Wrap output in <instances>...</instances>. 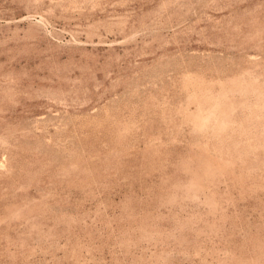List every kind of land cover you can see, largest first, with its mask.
Segmentation results:
<instances>
[{
  "label": "rangeland",
  "instance_id": "rangeland-1",
  "mask_svg": "<svg viewBox=\"0 0 264 264\" xmlns=\"http://www.w3.org/2000/svg\"><path fill=\"white\" fill-rule=\"evenodd\" d=\"M0 264H264V0H0Z\"/></svg>",
  "mask_w": 264,
  "mask_h": 264
}]
</instances>
